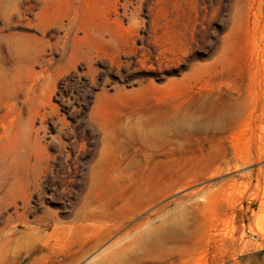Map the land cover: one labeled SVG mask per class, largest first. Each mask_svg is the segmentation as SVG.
Returning a JSON list of instances; mask_svg holds the SVG:
<instances>
[{
	"label": "rangeland",
	"instance_id": "obj_1",
	"mask_svg": "<svg viewBox=\"0 0 264 264\" xmlns=\"http://www.w3.org/2000/svg\"><path fill=\"white\" fill-rule=\"evenodd\" d=\"M0 256L264 264V0H0Z\"/></svg>",
	"mask_w": 264,
	"mask_h": 264
},
{
	"label": "bare ground",
	"instance_id": "obj_2",
	"mask_svg": "<svg viewBox=\"0 0 264 264\" xmlns=\"http://www.w3.org/2000/svg\"><path fill=\"white\" fill-rule=\"evenodd\" d=\"M184 122H185V123H188L187 121H184L183 119H178L177 121H176V120H175V121H172L171 124L169 125V127H170L171 129H175V128H178V127L182 126ZM178 129H179V128H178ZM95 207H96V206H95ZM93 209H94V208H93ZM88 211H89V210H88ZM100 211H101V210H100ZM79 213H80V212H79ZM84 213H85V212H84ZM90 214H91V213H90ZM81 215H82V214H81ZM81 215H80V216H81ZM84 215H85V214H84ZM87 218H88V217H86V216H83V217H82L83 220H85V219H87ZM79 219H80V218H79ZM83 220H82V221H83ZM88 220H89V219H88ZM93 220H94V219H93ZM74 221H75V220H74ZM79 221H80V220H79ZM96 221H97V220L95 219V222H96ZM92 222H93V221H92ZM92 222H91V223H92ZM82 223H83V222H82ZM89 224H90V223H89ZM94 224H95V223H94ZM89 226H90V225H89ZM86 228H87V225H81V224H79V226H78V228H77V231H78V230H81V231H82L83 229H86ZM100 228H101V227H100ZM100 228H99V229H100ZM134 228H135V227H134ZM134 228H133V229H134ZM101 229H102V228H101ZM109 229H110V227H109ZM62 230H63V229H62ZM87 230H88V229H87ZM90 230H91V229H90ZM90 230H89V231H90ZM105 230H106V229H105ZM110 230H111V229H110ZM101 231L103 232V230H101ZM112 231H113V230H112ZM102 232H101V233H102ZM101 233H100V235H101ZM105 233H107V232H105ZM24 234H25V233H24ZM9 235H10V233H9ZM108 235H109V234H108ZM108 235H107V236H108ZM11 236H12V235H11ZM18 237H20V236H18ZM105 237H106V236H105ZM105 237H104V238H105ZM12 238H13V237H12ZM95 238H96V237H95ZM138 238H139V237H138ZM20 239H21V238H20ZM79 239H80V238H79ZM99 240H100V238H99ZM16 241H17V240H16ZM16 241H15V242H16ZM30 241H31V240H30ZM89 241H90V240H89ZM91 241H92V242H91ZM91 241H90L91 243H89V244H87V243L84 242L85 245H87V246H85L84 244L81 246V248H80V250H79V251H80V256H82L83 254L86 256V255L88 254V252H91V250H93L94 247L97 246V244L99 243L98 240H96V241L93 242L92 238H91ZM86 242H88V241H86ZM100 242H101V241H100ZM30 243H31V242H30ZM13 244H15V243H13ZM20 244H22V243H20ZM23 245H24V244H23ZM63 245H64V244H63ZM16 247H18V246H16ZM23 247H24V246H23ZM16 249H17V248H16ZM62 249H63V247H62ZM67 249H68V248H67ZM15 251H16V250H15ZM62 251H63V250H62ZM65 251H68V250L65 249ZM5 252H6V251H5ZM10 252H11V251H10ZM113 253H114V252H113ZM114 254H115V253H114ZM6 255H7V254H6ZM58 255H59V254H58V251H55V258H54V260H57L56 257H57ZM76 255H77V254L75 253V256H76ZM107 255H108V253H107ZM110 255H112V254H110ZM110 255H109V256H110ZM73 256H74V255H73ZM85 256H84V257H85ZM109 256H108V258H109ZM0 257H1V256H0ZM78 257H79V256H78ZM71 258L74 259V257H71ZM106 258H107V257H106ZM75 259H76V257H75ZM4 261H5V260H4ZM57 261H58V260H57ZM71 261H72V260H70V262H71ZM73 263H74V261H73ZM67 264H68V262H67ZM71 264H72V263H71Z\"/></svg>",
	"mask_w": 264,
	"mask_h": 264
}]
</instances>
